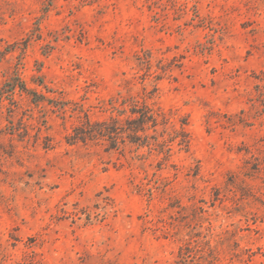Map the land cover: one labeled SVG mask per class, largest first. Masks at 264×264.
<instances>
[{"label":"rangeland","instance_id":"374dc122","mask_svg":"<svg viewBox=\"0 0 264 264\" xmlns=\"http://www.w3.org/2000/svg\"><path fill=\"white\" fill-rule=\"evenodd\" d=\"M14 79L0 264H264V0H0Z\"/></svg>","mask_w":264,"mask_h":264},{"label":"trees","instance_id":"16d2710c","mask_svg":"<svg viewBox=\"0 0 264 264\" xmlns=\"http://www.w3.org/2000/svg\"><path fill=\"white\" fill-rule=\"evenodd\" d=\"M16 80L17 79H14V80H11V81H9L8 83H6L5 84V86L4 87H8V90L6 91V93H5V88H3V89H1L0 90V103H1V101H2V98L4 97V94H12L13 93V91L19 86V88H21L22 90H27L26 89V87H25V84L24 83H21V85H19V83H17L16 82ZM41 98V97H40ZM39 101V100H38ZM134 114L135 113H139V112H136V111H134L133 112ZM148 122H153L154 124H155V121H154V115L153 114H151V111H149L147 108L146 109H144L143 111H140V117L139 118H137V119H135V120H133L131 123L133 124V125H137L138 126V128H139V126L141 125V124H146V123H148ZM140 124V125H139ZM138 130H140V129H138Z\"/></svg>","mask_w":264,"mask_h":264}]
</instances>
